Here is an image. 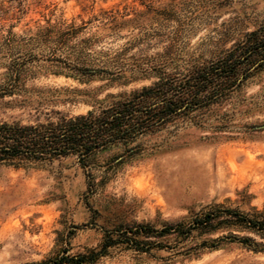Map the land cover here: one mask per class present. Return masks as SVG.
<instances>
[{"label": "rangeland", "instance_id": "1", "mask_svg": "<svg viewBox=\"0 0 264 264\" xmlns=\"http://www.w3.org/2000/svg\"><path fill=\"white\" fill-rule=\"evenodd\" d=\"M263 22L264 0H0V84L11 60L25 63L18 90L0 98V121L99 110L158 70L217 58ZM138 143L139 154L120 162L114 148L87 168L74 157L0 165V264L101 251L108 233L161 229L213 205L264 211V70L196 121ZM222 234L165 236L147 252L118 244L87 264H264V251L237 242L202 245Z\"/></svg>", "mask_w": 264, "mask_h": 264}, {"label": "trees", "instance_id": "2", "mask_svg": "<svg viewBox=\"0 0 264 264\" xmlns=\"http://www.w3.org/2000/svg\"><path fill=\"white\" fill-rule=\"evenodd\" d=\"M143 15L140 13L138 17ZM262 70L264 22L217 58L192 64L181 72L158 70L156 82L120 95L99 110L73 116L53 111L47 121L33 124L0 121V165L29 167L74 157L87 168L98 155L114 148L120 149L117 159L122 162L142 151L138 143L141 138L196 121L197 113L223 102ZM24 71L25 63L17 58L11 60L5 73L7 81L0 84V98L18 90ZM82 71L90 75L104 72ZM218 231L224 234L202 245L216 248L222 242H237L256 252L264 251V211L253 209L246 213L238 208L213 205L190 220L167 223L161 229L136 224L117 230L116 238L108 233L101 251L72 255L64 249L32 264L93 263L109 247L118 244L147 252L161 246L157 240L165 236L191 240L196 233Z\"/></svg>", "mask_w": 264, "mask_h": 264}]
</instances>
